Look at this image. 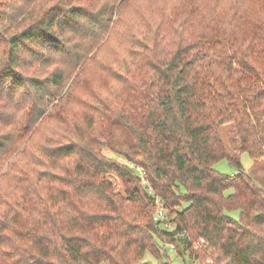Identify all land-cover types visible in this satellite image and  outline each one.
Returning <instances> with one entry per match:
<instances>
[{
    "label": "trees",
    "instance_id": "trees-1",
    "mask_svg": "<svg viewBox=\"0 0 264 264\" xmlns=\"http://www.w3.org/2000/svg\"><path fill=\"white\" fill-rule=\"evenodd\" d=\"M134 2L0 0V164L60 124L0 188V264H172L160 240L200 264H264V179L239 158H264V0H158L127 19ZM226 158L238 173L215 168Z\"/></svg>",
    "mask_w": 264,
    "mask_h": 264
},
{
    "label": "rangeland",
    "instance_id": "rangeland-1",
    "mask_svg": "<svg viewBox=\"0 0 264 264\" xmlns=\"http://www.w3.org/2000/svg\"><path fill=\"white\" fill-rule=\"evenodd\" d=\"M141 1L142 2L139 4V8L144 7V10H151L153 8H155V9L159 8L158 0H141ZM178 1L179 0H163L162 3L173 5V4L177 3ZM139 8L137 7L136 2L130 4L129 10L127 11V19H132V18L138 16V14L134 10L139 9ZM117 30H119V29H117ZM123 34H124L123 35L124 38L122 36V32L119 30L118 32L115 33L114 36L121 43H123L124 45L127 46L128 42L126 40V34L125 33H123ZM106 48L102 49L100 52L101 60L105 65L112 63V62H115L117 60L116 58L118 56L115 54V52L111 48H109V49H106ZM113 57H114V59H113ZM97 74H98V76H97ZM97 74L96 73L92 74V76L95 77L99 82V84H97V87H101L104 89L109 87V89H113V86L103 82L104 78L106 76H108L107 74H105V73L103 74L100 72H98ZM78 94L83 96L84 90L83 91H82V89L78 90ZM9 111H14V109H10ZM59 127H60V124L57 122V119L53 118V119L49 120L47 123H44L41 126L40 130L36 133V135H37L36 140L31 143V145H30L31 149L28 150V152H27V153H29L28 156H26L22 159L18 157L19 160L16 161L15 158L17 157V154L19 153V152H17V154H14L12 157L10 156L9 158H7L8 157L7 156L6 157L7 160L5 158V160H6L5 165L2 166V164L5 161L4 160L3 163L0 164V167H1V171L2 172L5 171L6 174H8V176L1 183L0 188L2 189V191L8 192L10 190V187L13 184L12 178L10 176L13 175L15 172L23 173V172L31 171L33 169L32 158H33L34 154H30V153H40L39 149L41 148L42 145L45 144V142H47L51 138L54 139L55 137H57L56 134L59 132V131H57L58 129H60ZM230 128H231V124H226V125L222 126V128L220 129V133H221V136H222L225 144L227 145L230 153L234 154L233 151L230 149L229 144H228ZM7 130H12V127H9ZM103 152L108 156L118 158L122 162L128 163L123 156L114 153L113 151H111L108 148H105L103 150ZM12 153H14V152H12ZM239 158H240V161H241L245 171L254 178V180L256 181V183L258 185L262 186L263 185V179H264V158L259 159V160L253 159L248 152L241 153L239 155ZM6 164H8V166ZM11 164H13L14 166L12 167ZM215 168L219 172H222L225 174L238 173V169L236 168V166H234V164L230 163L227 158L222 159L219 162H217L215 164ZM109 177L114 182V184L116 185V187H115L116 191L122 192L124 194L125 189H124V185H123V182L120 179V177L115 172H111ZM2 191L0 194L4 193ZM230 192L231 191H229L228 193H230ZM231 215L236 220H238V221L240 220V212L238 210L232 211ZM163 226L165 229L172 230V229H174L175 224L172 220H168L166 222V224H163ZM167 241H169V240H165L163 242L160 240V243H161V245H163L165 247L168 258H170V261L172 262V264H200L199 262L195 261L193 258L189 257V255H180L179 252L175 249L176 245L175 244L171 245V243L167 242ZM168 243H170V244H168ZM164 258L166 259V256ZM143 260L144 261H153V262L157 261L156 258L150 252L146 253ZM206 262L209 263L208 261H205L204 263H206Z\"/></svg>",
    "mask_w": 264,
    "mask_h": 264
},
{
    "label": "built area",
    "instance_id": "built-area-1",
    "mask_svg": "<svg viewBox=\"0 0 264 264\" xmlns=\"http://www.w3.org/2000/svg\"><path fill=\"white\" fill-rule=\"evenodd\" d=\"M144 174V173H143ZM144 182H146L144 180ZM165 210L162 206H159L158 210H157V213H156V216H155V219L156 220H160V219H165ZM201 242H204V239H201Z\"/></svg>",
    "mask_w": 264,
    "mask_h": 264
}]
</instances>
